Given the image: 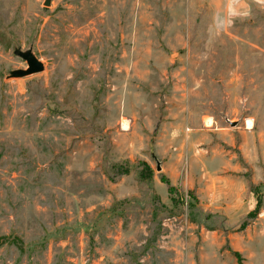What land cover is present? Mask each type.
I'll return each instance as SVG.
<instances>
[{
    "label": "rangeland",
    "instance_id": "obj_1",
    "mask_svg": "<svg viewBox=\"0 0 264 264\" xmlns=\"http://www.w3.org/2000/svg\"><path fill=\"white\" fill-rule=\"evenodd\" d=\"M43 1L0 0V264H264V0Z\"/></svg>",
    "mask_w": 264,
    "mask_h": 264
},
{
    "label": "water",
    "instance_id": "obj_2",
    "mask_svg": "<svg viewBox=\"0 0 264 264\" xmlns=\"http://www.w3.org/2000/svg\"><path fill=\"white\" fill-rule=\"evenodd\" d=\"M44 6L49 5V0H44L42 3ZM12 53L22 60H24L26 67L25 68H15L10 69L6 72L5 78H18L27 76L29 74H33L42 70V63L37 59L34 53L31 50V47L28 46L24 49H21L19 45H16L12 49ZM230 126H234L236 124L235 121H227ZM151 156L155 159L156 169L160 168L159 160L156 156L151 153Z\"/></svg>",
    "mask_w": 264,
    "mask_h": 264
},
{
    "label": "trees",
    "instance_id": "obj_3",
    "mask_svg": "<svg viewBox=\"0 0 264 264\" xmlns=\"http://www.w3.org/2000/svg\"><path fill=\"white\" fill-rule=\"evenodd\" d=\"M259 207H260V201L257 199L255 201L254 208L250 212L247 213V216H254L256 213H258ZM234 255H238V253L234 252Z\"/></svg>",
    "mask_w": 264,
    "mask_h": 264
},
{
    "label": "bare ground",
    "instance_id": "obj_4",
    "mask_svg": "<svg viewBox=\"0 0 264 264\" xmlns=\"http://www.w3.org/2000/svg\"><path fill=\"white\" fill-rule=\"evenodd\" d=\"M211 122H212V121H211L210 119H207V120L205 121L206 125H210ZM247 125H248V126L250 125V122H249V121L247 122ZM122 126H125V121H124V120L122 121Z\"/></svg>",
    "mask_w": 264,
    "mask_h": 264
},
{
    "label": "crops",
    "instance_id": "obj_5",
    "mask_svg": "<svg viewBox=\"0 0 264 264\" xmlns=\"http://www.w3.org/2000/svg\"><path fill=\"white\" fill-rule=\"evenodd\" d=\"M227 207H228V203H227V205H224L223 212H226L227 211Z\"/></svg>",
    "mask_w": 264,
    "mask_h": 264
}]
</instances>
